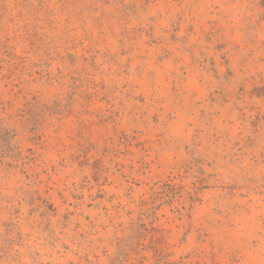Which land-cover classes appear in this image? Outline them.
Returning <instances> with one entry per match:
<instances>
[{
    "label": "rangeland",
    "instance_id": "obj_1",
    "mask_svg": "<svg viewBox=\"0 0 264 264\" xmlns=\"http://www.w3.org/2000/svg\"><path fill=\"white\" fill-rule=\"evenodd\" d=\"M0 264H264V0H0Z\"/></svg>",
    "mask_w": 264,
    "mask_h": 264
}]
</instances>
